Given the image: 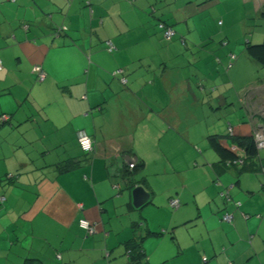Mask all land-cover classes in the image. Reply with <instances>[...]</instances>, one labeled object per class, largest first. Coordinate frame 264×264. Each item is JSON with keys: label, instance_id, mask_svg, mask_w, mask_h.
Wrapping results in <instances>:
<instances>
[{"label": "crops", "instance_id": "crops-1", "mask_svg": "<svg viewBox=\"0 0 264 264\" xmlns=\"http://www.w3.org/2000/svg\"><path fill=\"white\" fill-rule=\"evenodd\" d=\"M250 1L0 0V264H264V147L240 171L243 162L220 163L206 141L229 127L234 136L264 130V77L245 85L213 59L227 51H206L216 29L204 18L227 30ZM208 97L211 109L242 107L234 129L223 117L204 130L181 126V105L203 108ZM126 155L154 171L123 177ZM73 158L77 167L57 171ZM136 186L150 195L138 208Z\"/></svg>", "mask_w": 264, "mask_h": 264}, {"label": "rangeland", "instance_id": "rangeland-1", "mask_svg": "<svg viewBox=\"0 0 264 264\" xmlns=\"http://www.w3.org/2000/svg\"><path fill=\"white\" fill-rule=\"evenodd\" d=\"M262 4H263V0H251L249 3H246V6H245L246 10H244V13L246 14L244 16L234 13L230 19L228 20L225 19L229 25L227 30H226V24H224V27L217 25V20L222 19V18H215L209 12H208L209 14L207 13L209 17L208 16L205 18L203 17L205 22L210 27H212L213 30L216 29V36H213V40H210L209 43L206 45V51L208 52V54H209V51H213L212 53H214L220 47H221L220 50L227 51L226 56L224 55L219 56L214 53L213 59H215L217 65H220V64L224 65L223 66L224 73L230 71L231 72L230 75L233 76L235 75L237 71H239L240 73L239 75H236V77H244L247 81L245 85H247L249 81L253 82L251 79L264 77V67L248 59L244 51L245 43L247 40L253 44H258L263 41L264 19L261 16ZM203 15L204 13L200 14V16H203ZM231 25H234V26L231 27ZM224 30H226L227 32H230V36H225L224 34L219 35V32L220 31L224 32ZM222 40L224 41L226 40L228 45L222 46L221 45ZM228 47L230 48L229 49L230 52H228ZM231 53L234 54L238 60L240 56H242V60L245 61L244 64H241L240 62L241 60L238 63H237V60L231 61L230 60ZM200 54L201 55L203 54L200 50L195 52V55L197 56H201ZM222 58L224 61L221 60ZM230 61H231V64L233 65L232 67L236 66L235 69H232V68L227 69ZM238 85H241V83ZM245 96L248 99V93ZM201 101L205 102V106L203 108H200V105L194 107L189 104H185L186 102H184V104L181 105V109L179 108L180 109L179 112L181 111L180 116L182 119L181 121L182 127H184L187 123H192V125H195V126L198 125L197 126L198 128H202V130H204L207 126L209 127L211 123L216 121L218 117H223L224 122H229L230 124L234 125L233 129L236 127L237 124H235L234 122L237 120V115H239V113L242 111V107L228 106V108H223L222 110L211 109L209 108V105H210L209 97L204 100L201 99ZM247 110H248V106L246 107V120L248 123L250 119V113H248ZM206 137L207 136H205V138ZM206 141H208L207 138H206ZM171 149H173L176 153L182 150V156H189L191 152L188 147H183V148L180 147L178 149L177 147H174ZM146 150L150 151V153L153 152L152 155L154 156L157 154H160V152L155 147L148 146ZM155 157L159 159L158 156H155ZM149 165L151 164L149 163ZM152 171H154L153 167H149V169L144 168L141 174L137 173L135 176H137L138 180H141L142 175L145 176L146 173L151 174Z\"/></svg>", "mask_w": 264, "mask_h": 264}, {"label": "trees", "instance_id": "trees-1", "mask_svg": "<svg viewBox=\"0 0 264 264\" xmlns=\"http://www.w3.org/2000/svg\"><path fill=\"white\" fill-rule=\"evenodd\" d=\"M261 16L264 19V0H263V4H262ZM220 23H221V21H219V24ZM65 28L66 27H64V26H61V27L59 26V27L55 28V34L62 33L61 31H63ZM157 28L160 30L163 38L166 40L171 39L175 33L173 28L170 25L163 22L162 20H159L157 22ZM167 28H171L173 30V35H171L168 38L164 36L165 29H167ZM183 42H184V39H183ZM244 51H245L248 59H250V60L256 62L258 65L264 67V31H263V41L261 43H258V44H253L247 40L245 43ZM231 55H234V54H231ZM234 57H236V56L234 55ZM231 61L228 65V69L232 68V66H233L231 64ZM0 70H2V63H1ZM119 72H120V70H115V71H113V74L116 75ZM36 77H37V75H36ZM37 80L42 81V80H39L38 77H37ZM3 116H6L7 120H8V116L6 114H2V115H0V120L2 122H3V120H2ZM254 136H255V133H254V135H235V136L234 135L221 136V135H217V134H212V135H209L207 137V139H208L209 146L211 147V149H213V151L219 157L220 163L225 162V161H231L232 164H237L238 162H241V163L243 162V164L240 168V171H245L248 169L247 164H245V163L250 161V164H252V167H253L254 159L258 155V149L259 148L256 147ZM224 138H228L233 145H236V147H238V150L233 151L230 148H226L225 146H223L222 139H224ZM77 143H78V141H77ZM78 145H79V143H78ZM79 147H80V145H79ZM239 150H241L243 152V155L238 154L237 151H239ZM84 152H86V151H84ZM78 165H79V160H76L73 158V159H69L67 161H64L63 163L56 164V168H57V171H59V172H65V171H69L71 169H74ZM143 167H144V164L142 162H138L134 166L123 165V167L121 168V173L124 177V176L130 175V174L137 173L138 171L143 169ZM10 177H12V175L8 176V174H7V178H10ZM223 216H222V220H223Z\"/></svg>", "mask_w": 264, "mask_h": 264}, {"label": "built area", "instance_id": "built-area-1", "mask_svg": "<svg viewBox=\"0 0 264 264\" xmlns=\"http://www.w3.org/2000/svg\"><path fill=\"white\" fill-rule=\"evenodd\" d=\"M171 35H173V30L171 28L165 29L164 36L168 38ZM108 49H110V50L113 49V46L110 43H108ZM234 58H235L234 55H231V59H234ZM0 68H1V61H0ZM33 72H35V74L37 75L39 80H43L46 77V73L44 72V70H43V68L41 66H34ZM123 81H124V79H123ZM2 120L3 121L7 120V117L3 116ZM227 133L230 134V135L232 134V128L231 127L228 128ZM76 137H77V141H78V143H79V145H80V147H81V149L83 151L90 152V151L93 150L92 140L88 136V134L86 133L85 130H83V129L77 130L76 131ZM254 140H255V144H256L257 148L264 147V130L255 132ZM231 150H233V151L238 150V147L233 145L231 147ZM169 205L171 207H175L176 208L179 205V202H178L177 199L171 198L169 200ZM231 219H232V215L229 214V213H226L223 216V220L224 221H228L229 222V221H231ZM78 224H79V226L81 228H83L89 234L94 233V231H95L93 224H91L89 221H87L85 219H80L78 221ZM205 259L206 258L203 257V260H205ZM228 264H231V263L229 262Z\"/></svg>", "mask_w": 264, "mask_h": 264}, {"label": "water", "instance_id": "water-1", "mask_svg": "<svg viewBox=\"0 0 264 264\" xmlns=\"http://www.w3.org/2000/svg\"><path fill=\"white\" fill-rule=\"evenodd\" d=\"M123 160H124L125 164L128 166H134L135 164L138 163L136 156L126 155L123 157ZM149 198H150L149 193L142 186H136L132 190V204L136 208L142 206L147 201H149Z\"/></svg>", "mask_w": 264, "mask_h": 264}, {"label": "clouds", "instance_id": "clouds-1", "mask_svg": "<svg viewBox=\"0 0 264 264\" xmlns=\"http://www.w3.org/2000/svg\"><path fill=\"white\" fill-rule=\"evenodd\" d=\"M230 57H231V55H230ZM234 59H235V58H234ZM230 60H233V59L230 58ZM123 79H124V78H123ZM123 79H122V81H123ZM123 82H126V80L124 79ZM228 135H230V134L227 133V136H228ZM231 135H232V134H231ZM235 146H236V145H235ZM230 149H231V148H230Z\"/></svg>", "mask_w": 264, "mask_h": 264}]
</instances>
